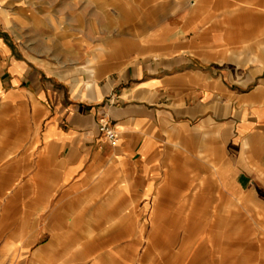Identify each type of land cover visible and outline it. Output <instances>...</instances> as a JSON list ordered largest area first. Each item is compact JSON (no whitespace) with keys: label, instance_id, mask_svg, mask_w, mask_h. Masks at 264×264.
I'll use <instances>...</instances> for the list:
<instances>
[{"label":"crops","instance_id":"0c3cea01","mask_svg":"<svg viewBox=\"0 0 264 264\" xmlns=\"http://www.w3.org/2000/svg\"><path fill=\"white\" fill-rule=\"evenodd\" d=\"M138 207L143 264H264V0H0V264L133 262Z\"/></svg>","mask_w":264,"mask_h":264},{"label":"rangeland","instance_id":"374dc122","mask_svg":"<svg viewBox=\"0 0 264 264\" xmlns=\"http://www.w3.org/2000/svg\"><path fill=\"white\" fill-rule=\"evenodd\" d=\"M158 1V5L159 6H164V5H169L172 6L173 9L175 10V12L179 11L181 8L184 7H193V6H197V0H157ZM140 33V32H139ZM144 34V33H143ZM137 212H140V214H138L137 216V224L138 226L142 225V233H141V244L134 247V250L136 251L137 255H136V260L134 259L133 262L127 261V264H143L141 261H137L139 260L140 255H142V252L145 250L146 248V244L148 243L147 239L149 238V235L151 234V228H150V216H149V211L148 210H144L143 207H138ZM91 217V215H89ZM66 216L63 215V220L61 221V224H67L68 222L65 221ZM85 218H88L87 216ZM91 221H93L91 219ZM107 226V224H106ZM136 230H138V228H136ZM137 232V231H136ZM47 237H42L40 239H38L36 242L37 245L42 244L43 242L47 241ZM168 242L171 244L168 247H164V245H158V250L157 252H155V258L151 259L150 262L152 261H157L159 259V264H165L163 262L162 257L160 256V254H162V256H165V258H168L169 260L173 257H175L174 259V264L176 262V260L178 261L179 259H182V261H178L177 264H197L196 261L198 260V256H197V249H198V242L197 240H189L188 243L187 242V237H181V234H179V237L177 236H172L170 238H168ZM184 257V260H183ZM127 260V259H126ZM149 262V264H150ZM88 263V262H87ZM146 264L147 261H145Z\"/></svg>","mask_w":264,"mask_h":264},{"label":"built area","instance_id":"2783aa9c","mask_svg":"<svg viewBox=\"0 0 264 264\" xmlns=\"http://www.w3.org/2000/svg\"><path fill=\"white\" fill-rule=\"evenodd\" d=\"M109 104H112L114 101L110 97L108 99ZM97 131L103 138L107 141L110 146H114L116 143V135L114 132V125L106 114L99 116L97 120Z\"/></svg>","mask_w":264,"mask_h":264}]
</instances>
